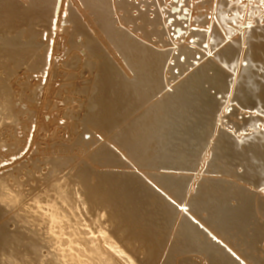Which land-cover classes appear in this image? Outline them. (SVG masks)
<instances>
[{
	"label": "bare ground",
	"instance_id": "bare-ground-1",
	"mask_svg": "<svg viewBox=\"0 0 264 264\" xmlns=\"http://www.w3.org/2000/svg\"><path fill=\"white\" fill-rule=\"evenodd\" d=\"M18 16L50 43L71 20L75 64L81 75L96 67L91 122H106L109 136L72 167L73 154L19 158L32 153L31 79L55 56L15 32ZM134 99L151 100L144 115L165 127L156 167L192 178L147 177L130 162L141 137L125 117ZM233 101L247 111L229 110ZM262 109L259 0H0V264H264V117L248 112ZM206 168L215 182L200 177ZM200 179L212 190L199 204Z\"/></svg>",
	"mask_w": 264,
	"mask_h": 264
},
{
	"label": "rangeland",
	"instance_id": "rangeland-1",
	"mask_svg": "<svg viewBox=\"0 0 264 264\" xmlns=\"http://www.w3.org/2000/svg\"><path fill=\"white\" fill-rule=\"evenodd\" d=\"M22 16H24V14ZM22 16H18V18L19 19L24 18L25 21L17 20L19 24H17L16 26H19L20 28L18 29V27H12V28L17 29V31L15 30V32H18L20 29L24 30L25 32H27V38L31 37L32 39L33 37V41L31 42H35L34 38L36 39V42L39 39H41L43 43L40 46H37V48H39L38 49L39 52H41V58L42 56H44L43 53L48 51L47 49L49 46H50L49 49L51 50L50 56H55V58H53L54 59L53 60L52 57H50L51 64H49V67L48 65H46L49 69H47V67L44 68L45 70L47 69L48 71V72H45L46 77L44 74H42L43 71H39L41 70L39 69L38 71L41 73H38V75L37 73L36 74L34 73L31 79L30 87H31V92L33 93V103H32L33 112L31 115H29V117L30 116L32 117V115L34 114L33 119H31L30 117V120L32 124L35 125L34 131H33L34 133L32 132L33 136H32L31 143H30L31 144L30 148L32 147V153L30 152L29 150L30 148H29L28 149L29 151L26 150L25 152H23L22 154H24V156L22 155L23 157L20 156L19 158L24 161L25 160L28 161L30 159L29 162L32 160V162L34 163L42 162L46 160L47 157H54L57 154L65 155V156L70 155L69 157H72V158L74 155L75 159L78 156L79 157L83 156V158L80 159L78 157L77 159L79 160L86 159L89 153H91V151L95 149L96 146H98L95 143V141L96 142L98 141L99 143H101L99 139H102L103 143H107L106 138L109 136V133H107V130L104 127L105 124L107 127L106 122L101 121L100 123L102 125L101 124L95 125L96 123L92 124V122L94 121L91 122V118L93 116L91 114L93 103L91 102L90 100L91 98H89V96L95 95L93 93L97 89L95 85V80H94L95 78L93 79L94 76H92V71H93L92 67H95V66H93L92 64L84 65L83 67L85 70L82 73L83 75H81L82 70L78 68V66L76 65L77 63L75 64V60H77V57H78V52H77L78 50L75 48L76 46L75 44L76 30L75 29H77V25H74L73 22H71L70 20L67 25V28L65 29L66 34L64 35L57 34L52 39V42L50 43L48 41L49 38L47 39L45 38L46 40L43 38H40L41 37L40 31L42 30L41 32H43V29H42V26L39 27V24L37 21L32 20L33 15L32 17L25 16L23 18H20ZM29 17L32 19L30 21L26 20L27 18L30 19ZM25 22H27L26 23L27 25L25 24ZM20 23H24L26 25L25 26L26 28L28 26L27 28L28 30L25 29V27H22L23 25H21ZM32 24H34L33 25L34 28L30 26ZM127 28L128 27L126 26L124 27V29H127ZM94 30H95L96 38L99 41V35H98L99 32L98 30H96V28H94ZM28 31H30V33ZM89 31H90L89 29L85 30V36H87V33ZM95 34L93 36H95ZM146 40L147 39L144 38V41ZM34 44L35 43H33V45ZM33 53L35 54V52ZM33 53L31 54V56L35 57L36 55H34ZM254 53L256 54V50L254 51ZM52 62L54 63L52 64ZM39 68H41V66ZM175 70H173V72ZM102 71L103 72L105 71L104 68H102ZM84 77L87 80V84L84 83ZM258 80H260V77L255 78V80H252V81L258 82ZM85 88L87 89V91L84 90ZM79 90L81 91L84 90L83 94H81L80 93L81 91ZM242 92L245 93V91H242ZM85 93L87 96H85ZM76 94H80V95H76ZM72 97L75 100L72 99ZM78 99L80 101H78ZM98 103H97L98 105L97 107L101 109L102 105L100 106V103L99 104ZM126 104H127L126 105V115H125L126 122H129L131 126H132V123L136 124L137 128L134 130L141 135V137L137 136L138 143L136 142V147L138 148L139 151L138 153L134 155L132 159H130V162L134 161L136 165L137 164L142 165L144 167L143 173L147 177H149L150 174L158 175V173L161 174V172H166V173L169 172V173L178 174L180 176L187 175L188 177L192 178L191 176L197 173V172H194L195 170H189V171L187 170L185 171L167 170L165 171V170H160L158 169V167H156L155 163L161 162V157L158 154L162 148V145H160L159 143L158 136H160L161 132L164 131L165 127L163 125V121H161L160 118H155V113L153 111H150V113H148L146 116L144 115L146 108L152 104L151 100L140 101L138 99H134L132 101L128 100ZM78 105L81 108L78 107ZM231 105L232 106L229 108V110L233 109L234 112L236 111L237 108L242 109L243 111H247L243 109L241 104L237 105L236 101H233ZM100 109H97L95 111L99 110L101 112L98 111V113H100V115L102 113L103 115L102 111L104 109L103 108L101 110ZM70 111H73V113L71 112L70 114ZM248 112L252 113L253 115L257 114L258 116L260 115L261 117H264V109H262V111L259 113H257L254 110H250V111L248 110ZM229 113L230 112H227V114ZM61 121H63V123H61ZM233 123L236 124L237 121L234 120ZM257 124H258V127L262 125L261 132L259 133L258 137L263 138L264 137V121L258 120ZM131 129L133 128H130V130ZM107 134L108 136L105 137ZM157 147L159 148L157 149ZM156 152H157V155L153 156V154ZM44 155H46V157ZM25 156H27L28 160L25 159L26 158ZM42 157L46 159L43 160ZM40 158L42 159V161ZM79 160L74 161V158H73L71 160V162H73V165H71V167L74 165H77L76 162H78ZM182 161L185 162V160H182ZM227 170L229 171V173L235 174L233 171L229 169ZM129 171H134V170L130 168ZM199 174L201 175L200 177L203 178V180L206 178L208 181L212 183L217 180L215 178L217 177V175L211 172L210 168L204 169V172L202 174L201 173ZM201 182H202V179L195 181V184L197 183L196 185L197 189L195 191L194 197L198 203H199L200 195L208 198L209 192L212 190L211 188L209 189L205 188V191L201 192L199 189V187L201 186L200 185ZM189 184H191V182ZM197 192H199L200 194H198Z\"/></svg>",
	"mask_w": 264,
	"mask_h": 264
},
{
	"label": "snow or ice",
	"instance_id": "snow-or-ice-1",
	"mask_svg": "<svg viewBox=\"0 0 264 264\" xmlns=\"http://www.w3.org/2000/svg\"><path fill=\"white\" fill-rule=\"evenodd\" d=\"M174 2L184 3V0H174ZM243 0H229V3L239 4L242 3ZM249 3H255L256 0H248ZM259 4L264 5V0H259ZM205 48L208 47L207 44L204 45ZM208 55H211V52L208 53ZM63 123V121H61ZM2 167V165H0ZM186 211V209H184Z\"/></svg>",
	"mask_w": 264,
	"mask_h": 264
}]
</instances>
